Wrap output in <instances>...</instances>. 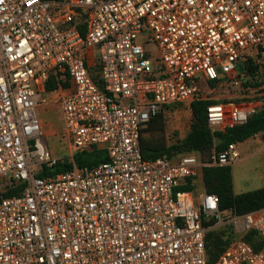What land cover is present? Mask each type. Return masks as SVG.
<instances>
[{
	"label": "built area",
	"instance_id": "built-area-1",
	"mask_svg": "<svg viewBox=\"0 0 264 264\" xmlns=\"http://www.w3.org/2000/svg\"><path fill=\"white\" fill-rule=\"evenodd\" d=\"M246 57L264 65V0H0V264H209L218 225L234 238L212 264H264V206L222 212L215 194L176 190L235 164L238 144L205 159L145 160L140 148L157 114L210 99L201 84H238ZM41 95L60 107L68 160L44 143ZM242 95L206 108L212 131L245 123L264 84ZM92 148L108 160L78 167L73 155Z\"/></svg>",
	"mask_w": 264,
	"mask_h": 264
},
{
	"label": "trees",
	"instance_id": "trees-1",
	"mask_svg": "<svg viewBox=\"0 0 264 264\" xmlns=\"http://www.w3.org/2000/svg\"><path fill=\"white\" fill-rule=\"evenodd\" d=\"M238 75L242 94L246 89H256L264 84V65L256 64L250 57L243 60L242 67L239 69ZM93 80L101 88V82L98 75L94 74V70L90 71ZM221 76L218 79L208 83V86L213 89L221 85ZM57 88L55 78L50 79L47 92H51ZM246 101L245 98H243ZM264 101V99H263ZM215 100L202 99L193 100L189 103L191 112V123L186 135L175 141L172 144H167L164 139L163 132V113L153 117L140 133V148L142 157L145 160H152L158 157H167L171 160L182 155L193 154L198 157H208L212 152H221L228 144H240L249 138L260 135L264 131V102L262 106L252 115L246 122L241 125H235L223 130L212 131L206 121V108L212 104H216ZM172 107H167L168 109ZM153 130L159 131L161 134L157 136H147V132ZM218 138L222 142L218 146H214L215 139ZM73 160L78 167H92L101 162H106L108 157L104 151L92 148L89 151L75 153ZM71 169V164L64 161L56 166V170L43 168L38 174L40 178L53 176L60 172ZM230 167H204L202 168V178L204 192L215 194L219 200V208L222 212H235L237 214L249 213L253 210L264 206V189H256L234 195ZM194 179H187L186 183L178 186L179 191H194ZM12 192H7L3 196H10ZM234 238V233L231 225H226L222 229H211L206 233V249L208 254V263L212 264L217 260L219 255L231 243ZM244 240L251 244L255 250L260 249L262 242L254 231L248 232L244 236Z\"/></svg>",
	"mask_w": 264,
	"mask_h": 264
},
{
	"label": "rangeland",
	"instance_id": "rangeland-1",
	"mask_svg": "<svg viewBox=\"0 0 264 264\" xmlns=\"http://www.w3.org/2000/svg\"><path fill=\"white\" fill-rule=\"evenodd\" d=\"M200 92L206 98L215 100L218 103L244 104L242 87L239 79L238 84L225 83L216 88H209L204 84L200 85ZM40 102L36 108V115L42 125L44 143L52 156L68 160L69 151L67 141L63 134L61 112L59 105L50 100V97L41 95ZM162 135L167 144H172L182 139L189 130L191 123V112L188 104L175 105L163 112ZM161 134L157 130L147 132V136ZM217 144L220 143L217 141ZM238 161L230 169L233 192L236 194L256 189H264V138L252 137L246 144H239ZM203 159L206 158L202 157ZM195 190L203 191V183L197 178L194 181ZM224 226H215L211 229H222Z\"/></svg>",
	"mask_w": 264,
	"mask_h": 264
},
{
	"label": "water",
	"instance_id": "water-1",
	"mask_svg": "<svg viewBox=\"0 0 264 264\" xmlns=\"http://www.w3.org/2000/svg\"><path fill=\"white\" fill-rule=\"evenodd\" d=\"M217 141H218L219 143L222 142V140L216 138V139H215V142H214V146H215V147L218 146ZM52 171H55V168H53Z\"/></svg>",
	"mask_w": 264,
	"mask_h": 264
},
{
	"label": "crops",
	"instance_id": "crops-1",
	"mask_svg": "<svg viewBox=\"0 0 264 264\" xmlns=\"http://www.w3.org/2000/svg\"><path fill=\"white\" fill-rule=\"evenodd\" d=\"M254 137L256 138V137H258V136H254ZM254 137H253V138H254ZM249 139H251V138H249ZM249 139H248V140H249ZM248 140H246V141H244V142H242V143H240V144H246V142H247ZM238 145H239V144H238ZM232 166H233V165H232ZM232 166H230V168H231ZM233 193H234V192H233ZM239 194H241V193H239ZM234 195H238V194L234 193Z\"/></svg>",
	"mask_w": 264,
	"mask_h": 264
}]
</instances>
